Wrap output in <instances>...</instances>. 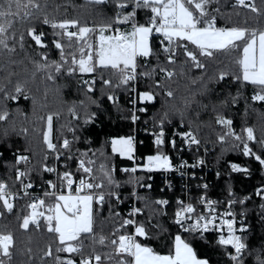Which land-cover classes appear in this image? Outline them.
I'll list each match as a JSON object with an SVG mask.
<instances>
[{"label":"trees","instance_id":"trees-1","mask_svg":"<svg viewBox=\"0 0 264 264\" xmlns=\"http://www.w3.org/2000/svg\"><path fill=\"white\" fill-rule=\"evenodd\" d=\"M41 8L34 10V15L23 22L17 18L13 31L16 40H9V46L14 52L0 49V110L6 109L9 117L0 121V183L8 186L11 191H18L23 182L45 187L51 178L49 172H44L54 162V153L47 149L43 137L47 128V117L53 116L52 140L61 146L64 139L70 141L69 149L59 148L63 160L66 162L64 171L73 173L75 179H86L88 182L104 181V189L94 190L113 191L124 200V206L119 201L107 196L103 205L94 202L93 234L105 237V244H93L91 239L85 238L90 234H83L84 254L91 255L93 250L106 257L113 251L111 240L118 239L121 234L131 235L132 227L124 226L126 216L122 213L124 207L133 203L130 193L138 191L139 207L142 214L137 224L142 225L148 238L136 237L137 242L151 247L156 253L168 255L173 252L175 236L190 243L199 258H206L209 264H233L229 257L230 247L217 243L218 237L208 234L200 236L182 231L175 223L177 199L189 195V191H203V182H208L209 193L218 197H236L246 199V219L249 230L242 237L247 245L242 260L243 264H257V257L264 259V196L257 195L258 189L264 187V165H261L251 155H244V143L264 158V102L254 101L252 96L256 89L236 79L240 75L236 64L238 53H216L212 58L198 56L204 68H195L186 57L184 48L174 47L175 63H168V53L164 52L167 42L155 34L151 40L153 55L148 58H138L137 76L140 98L145 92L152 93L154 100L143 102L145 110L139 117L137 124L133 120L130 110V87L116 85L119 79L108 70L97 69L94 73L69 74L71 53L79 52L75 47H65L67 64L57 73L53 68L40 70L38 64H51L53 61L62 63L60 50L56 49L53 40H59L66 45L67 40L53 36V29L42 23L47 16L50 20H77L80 25L98 27L112 23L116 11V0L107 5L89 3L88 0H37ZM262 15L257 16L249 9L236 7L235 0H216L208 7L209 14L216 18L218 28H256L264 30V0H255ZM219 9V11H216ZM131 10V5L129 9ZM136 22L145 24L151 15L146 10H136ZM113 27L124 31H131V22L124 25L114 24ZM35 28L36 33H43L42 42L47 47H40L28 35V29ZM73 30V29H71ZM108 34V33H107ZM23 35V41L19 37ZM163 41V43H162ZM187 44L189 50L198 52L195 46ZM47 56V60L43 57ZM172 71L174 75L168 79L160 69ZM221 73L227 75L223 80ZM51 74L53 79H48ZM110 79L111 85H105L103 79ZM96 80L94 91L88 92L85 80ZM22 85L23 93L17 95L15 86ZM172 95L168 96L167 92ZM6 95L9 98H5ZM17 96V99L10 97ZM111 96L113 99H108ZM26 97V98H25ZM218 118L231 119L232 129L241 140L225 135L226 129L217 122ZM88 120L86 123L85 121ZM181 125L191 129L202 141V147L187 152L183 144L172 149L166 141L164 146L153 143L150 132L165 129L168 138L173 129L181 130ZM140 126L147 128V132L138 133L136 143V157L145 162L148 156L157 153H174L176 157L194 159L204 156L207 166L194 170V179L185 177L169 178L162 173H147L139 171H124L133 169V159L123 158L112 150V141L116 138H129L135 134ZM251 127L255 141L247 140L246 128ZM224 136L221 141L220 137ZM195 151V152H194ZM20 156H27L25 162H17ZM71 156V159L68 157ZM91 160L92 180L82 171H77L79 160ZM193 162V160H191ZM237 163L250 171L245 174H233L229 163ZM101 165L119 184L108 186L101 171ZM115 169L113 175L112 169ZM19 171L27 173L17 179ZM166 180L170 181L169 187ZM167 200V204L157 201ZM53 203V198L46 200V205ZM13 211L7 212L0 201V234H11L14 240L13 255L10 261L4 258L6 264H57L56 257L63 260L79 256L69 253H58L60 247L54 233L46 229L45 221L41 219V226L30 225L28 230L21 227L23 218L30 214L31 209L26 201L17 200L13 204ZM52 249V256H46L48 249ZM102 264H108L102 260ZM115 264V261H113Z\"/></svg>","mask_w":264,"mask_h":264},{"label":"snow or ice","instance_id":"snow-or-ice-1","mask_svg":"<svg viewBox=\"0 0 264 264\" xmlns=\"http://www.w3.org/2000/svg\"><path fill=\"white\" fill-rule=\"evenodd\" d=\"M89 3L98 5H107L112 0H88ZM216 2V0H116V11L112 23L102 24L98 27H88L80 25L77 20H63L55 21L50 20L45 16L42 23L49 25L53 29V36L61 39H66L67 44H62L59 40H53L56 49L60 50V57L62 63L53 61L51 64H38L40 70H47L53 68L55 72L59 73L62 70L63 64H67L68 60L65 58V47H75L79 52L77 57L76 52L71 53V66L67 69L69 74L79 72L81 74L94 73L97 69L108 70L119 79L116 85H127L130 81L136 79L137 76V60L138 58H148L153 55L151 40L154 34L163 37V41L167 42L164 47V52L168 53V63L174 64L176 61L173 58L175 55L174 47H183L184 55L192 62L195 68H204L205 65L201 63L198 56L212 58L216 53H238L236 64L239 66L240 75L236 76L246 84H249L256 89L255 94L252 96L254 101L264 102V30L256 28H218L216 27V18L211 16L208 7ZM131 5V10L129 9ZM236 7L249 9L252 13H256L259 17L262 15L261 10L257 8L255 0H235ZM41 8L37 0H0V49H5L8 52H14L15 48L9 46V40H16L15 32L13 31L14 24L17 18L21 22L30 19L35 13L34 10ZM146 10L151 13L145 24L136 22L137 11ZM219 11V9H216ZM131 22V31H123L120 28L113 29L114 24L124 25ZM71 29H75L74 31ZM108 33V34H106ZM28 35L40 47H47L42 42L43 33L37 34L35 28L28 29ZM23 41V35L19 37ZM162 41V43H163ZM188 42L195 46L198 52L189 50L187 44L178 42ZM47 60V56L43 57ZM161 72L166 74L170 79L174 73L167 69L161 68ZM227 74L221 73L219 79L223 80ZM48 79H53L52 75H48ZM101 79L103 76L101 75ZM96 80H85L84 84L87 85V91H94L93 85ZM105 85H111L110 79H103ZM2 91V89H0ZM22 85L15 86L17 95L23 93ZM168 96L172 92H167ZM6 99L9 98L7 95ZM17 99V96L10 97ZM26 98V97H25ZM108 99H113L109 96ZM144 101H153L154 96L152 93L145 92L141 95ZM9 117V112L6 109L0 110V121H6ZM136 118L133 117V120ZM86 123L88 120L85 121ZM217 122L223 125L226 129L225 135L233 136L236 140H241V137L236 135L232 129L233 121L231 119L218 118ZM248 141H255L253 129L251 127L245 129ZM53 116L47 117V131L44 134L43 140L47 149L55 154L58 160L60 155L57 150V145L53 143ZM164 133L161 131L155 141L156 145H162ZM185 138L190 144H199L191 132L185 134ZM224 140V136L220 137ZM173 146L175 142L173 141ZM261 146L264 147V141H260ZM113 152H119L122 156H127L132 159L133 143L132 138L113 140ZM70 141L63 140L61 147L69 149ZM244 155L253 156L261 165H264V158L257 155L244 143ZM27 156H20L19 162H27ZM71 159V156L68 157ZM94 163L91 160H79V167L77 171H82L87 174L92 180L93 169L88 166ZM200 163H203L200 161ZM171 162L167 156L158 154L149 156L147 158V171L155 169H171ZM233 171L247 172L248 169L240 168L236 165L232 166ZM44 172H56L53 167L45 166ZM101 171L107 181L108 186L114 185L119 187V184L113 179L108 171L104 170L101 165ZM124 171H135V169H124ZM25 172H18L17 179L26 176ZM62 188L67 190V194L61 191L57 194V185L48 181L49 187L53 189L52 192H46L45 196L53 197V203L47 204L45 200L38 199L28 205L31 209L29 215L23 218L21 227L25 230L29 229L30 225L35 227L41 226V219L45 223V227L49 233H54L58 239L60 247L56 249L58 253H69L73 256H79L77 261L75 258L67 260L61 259L57 256L55 259L57 264H102V260L106 259L108 264H209L206 258H199L194 250V247L182 239L180 235L175 236L173 244V252L168 255H161L156 253L151 247L142 245L137 242L136 237L148 238L145 228L140 225L137 226L136 222L132 219L124 221V226L133 225L134 235L121 234L118 239L111 240L113 251L109 252L106 257L93 250L91 255L84 254V243L82 240L83 234H90L85 237L91 239L93 244H105V237L100 236L97 240L93 234L94 216L93 204L94 202L103 205L105 196L115 197L119 201L120 197L113 191H99L97 189H104L106 187L103 180L99 183L88 182L86 179L77 180L74 178L73 173L65 171L60 176ZM21 183L23 181L21 180ZM77 187L73 190V185ZM31 183L24 184L25 189L32 188ZM207 187V185H205ZM8 186L0 183V201L3 202V208L7 212L13 211L14 194L7 190ZM75 193V194H73ZM83 193V194H82ZM28 193L25 192V195ZM259 196H264V190H259L256 193ZM159 204H167V201H157ZM183 205V202H180ZM214 201L201 200V204H205L209 213H214ZM40 209H43L42 211ZM139 209H134L131 215L138 213ZM196 209L192 204L183 205L180 210L175 213V223L180 225L185 232L200 233V239H203L202 233L213 228H223L226 226L227 234L220 235L217 243L221 246H231L235 254H230V259L235 264H243L242 256L247 249L246 243L243 241L237 232L246 231L245 228H236L235 219H223L220 224H216L217 217L215 215H198L193 224L185 226V220L192 219V213ZM3 213L0 212V216ZM227 217H234L232 212H225L222 214ZM14 247V240L11 234H0V264H6L4 258L8 261L11 260ZM52 256V249L49 248L45 254ZM257 264H264V259L257 257Z\"/></svg>","mask_w":264,"mask_h":264},{"label":"built area","instance_id":"built-area-1","mask_svg":"<svg viewBox=\"0 0 264 264\" xmlns=\"http://www.w3.org/2000/svg\"><path fill=\"white\" fill-rule=\"evenodd\" d=\"M116 27H113V29H115ZM121 29V28H120ZM75 29H73L74 31ZM123 30V29H121ZM124 31V30H123ZM156 37L158 38H163L162 36H159L158 34H155ZM132 85L130 87V92H131V96H130V110L132 112L133 117H135L136 119L134 120L135 123L137 124L139 117L142 115V113L145 112V110L143 109V107L141 106V98H140V94H139V89H138V76H136V79L131 81ZM163 131L164 136H163V141L164 143L162 145L159 146H164L165 142L167 141L170 145V147L174 150H176L178 148V144H183L185 150L187 152L192 151L193 149L195 151H198V149L200 148H204V145L202 143V141L196 136V134L189 128L184 127L183 125H181V130L180 129H173V133L172 135L168 138V132L165 129H160V130H156L153 132H150V134L153 137V143H155L157 136L159 135V133ZM140 132H147V128H145L144 126H140L138 129H136V132L134 135H132L129 138H132V143L134 145H136L137 143V136L138 133ZM191 132L192 135H194L196 137L197 140H199V144H190L188 142V140L185 138V134ZM175 142V146H173L172 142ZM57 145V150L58 153L60 155V158L57 160L55 158V154H54V162L49 166V167H53L55 168L57 171L56 172H51V178H49L46 181L45 187H41V186H37V188H35V186L33 185L32 188L30 189H25L24 188V184L29 183V182H23L20 189L18 191H11L9 189H7L9 192L14 194V199L12 200L13 204L15 203V201L20 200V201H26L29 204L36 202L38 199H43L46 200L48 198H53L51 196H45L46 192H52L53 189H51L49 187V184L47 183L48 181H51L52 183H55L57 185V194H59L61 191L64 192V194H67V190L62 188V182L60 180V176L63 175L64 171V167H66V162L63 160V156L59 150V148H62L61 146L59 147V144H57L56 142H53ZM63 143V142H62ZM62 145V144H61ZM205 150V154L207 153V148H204ZM194 151V152H195ZM158 154H162V153H157ZM164 156H167L171 162V169H155L153 171H147L146 170V165H147V158L145 160L144 163L141 162L140 159H138L136 156L133 158L134 161V167L133 169H135L134 173H137L139 171H144L150 174L153 173H162L166 176V178H169L171 175H174L175 177H185L186 179H194V175L193 172L194 170L198 169L200 170L202 165L207 166V160L206 157L200 155V156H196L194 157L193 162L191 160H188L187 158H182V157H176L174 155V153H169V154H162ZM155 156V155H154ZM200 161H202L203 163H200ZM236 165L240 168H246L243 167L237 163H229V168L230 171L233 174H245L246 177H249L250 175V171L248 168L247 172H237V171H233L232 166ZM22 172V171H19ZM112 173L113 175L115 174V169H112ZM77 180V184H78V180ZM167 185H169V187H171L170 185V181L166 180ZM77 184L73 185V190L77 187ZM205 185H207V187H205ZM209 183L208 182H203L202 184V189L203 191L200 192H193L191 193L189 191V195H186L184 198H178L177 199V209L176 212L178 210H180V208L183 205H187V204H192V206L196 209V212L190 214L192 219L190 220H185V226L193 224L195 222V219L197 218L198 215H204L205 217L209 216V215H215L217 217L216 220V224H220L221 220L223 219H235L236 224L235 227L236 228H245L246 231L244 232H237V235H240L241 237H243V235L245 233L248 232L249 230V224L247 222L246 219V210H245V205H246V199H239L236 197H230V198H226V197H218V196H213L209 193ZM172 189V187H171ZM258 190H264V187L259 188ZM25 192H27L28 194L25 195ZM75 194V193H73ZM83 194V193H82ZM118 196L119 194L116 193ZM130 196H132L133 198V203L127 205L126 207H124L122 213L126 216L127 220L132 219L136 222V225L139 226L137 224V219L138 217L142 214V209L139 207V200H138V191L137 189H135L133 192L130 193ZM107 197V195L105 196ZM115 198V197H114ZM204 199L205 201H214L215 203L213 204V208L215 209L214 213H209L207 207L205 206V204H201V200ZM164 201H167L164 199ZM183 202V205L180 203ZM168 203V201H167ZM165 205V204H164ZM119 206H124V200H119ZM134 209H139L140 211L134 215H131V213H133ZM41 211L43 209H40ZM232 212L234 214V217H227V216H223L222 214L225 212ZM175 219L176 216L174 217V223H175ZM176 224V223H175ZM177 225V224H176ZM182 231L183 228L180 225H177ZM126 227H132L133 232L131 235H134V226L133 225H128ZM191 233V232H188ZM191 234H195L197 236H200V233H191ZM208 234H212L215 235L217 237H219L220 235H226L227 234V228L226 226H224L223 228H213L212 226H210V230L207 232L202 233L203 237L208 235ZM230 247V253H229V257L230 254H235L234 253V249ZM233 262V261H232ZM233 264H235V262H233Z\"/></svg>","mask_w":264,"mask_h":264},{"label":"crops","instance_id":"crops-1","mask_svg":"<svg viewBox=\"0 0 264 264\" xmlns=\"http://www.w3.org/2000/svg\"><path fill=\"white\" fill-rule=\"evenodd\" d=\"M145 102H147V101H145ZM118 139H122V138H116V139H114V140H118ZM123 139H126V138H123ZM112 148H113V144H112ZM115 154H117V155H119V156H121V157H123V158H127V159H129L127 156H122V155H120V153L119 152H114ZM136 156V146L133 144V152H132V159L134 158ZM149 157V156H148ZM147 157V158H148Z\"/></svg>","mask_w":264,"mask_h":264},{"label":"rangeland","instance_id":"rangeland-1","mask_svg":"<svg viewBox=\"0 0 264 264\" xmlns=\"http://www.w3.org/2000/svg\"><path fill=\"white\" fill-rule=\"evenodd\" d=\"M93 27V26H92ZM107 34V33H106ZM142 100V99H141ZM143 102H145L144 100H142ZM46 131H47V128H46Z\"/></svg>","mask_w":264,"mask_h":264}]
</instances>
